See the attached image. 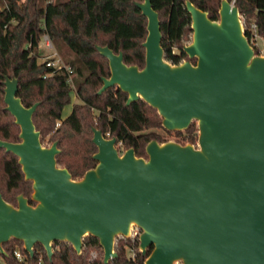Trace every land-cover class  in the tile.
Returning a JSON list of instances; mask_svg holds the SVG:
<instances>
[{
  "label": "water",
  "instance_id": "obj_1",
  "mask_svg": "<svg viewBox=\"0 0 264 264\" xmlns=\"http://www.w3.org/2000/svg\"><path fill=\"white\" fill-rule=\"evenodd\" d=\"M134 4L147 19L144 66L96 45L110 71L97 93L116 86L127 94L126 105L142 99L167 131L196 121L197 147L151 140L146 158L133 149L120 155L117 139L93 127L96 165L73 180L57 165V142L42 145L32 120L39 102L24 106L18 79L6 77L5 109L19 126V141L0 139V149L18 159L34 206L23 195L16 205L6 203L0 193V255L10 240L30 257L41 245L51 260L55 242L80 254L91 236L108 264L117 256L115 238H128L135 225L144 264H264V55L254 53L233 3L221 0L212 20L186 0L188 59L170 64L157 11L150 0Z\"/></svg>",
  "mask_w": 264,
  "mask_h": 264
},
{
  "label": "trees",
  "instance_id": "obj_2",
  "mask_svg": "<svg viewBox=\"0 0 264 264\" xmlns=\"http://www.w3.org/2000/svg\"><path fill=\"white\" fill-rule=\"evenodd\" d=\"M141 1L0 0V139L19 141V126L4 103V80L16 77L22 104L29 107L39 102L32 120L42 144L46 137L57 142V165L67 169L73 180L82 178L96 165L92 159L97 150L92 142L93 127L105 136H114L120 148L133 149L138 158H146L149 141L165 142L157 130L169 131L163 128L155 108L142 99L126 105L127 94L116 86L97 93L102 77H108L110 71L96 45H107L114 53L121 51L127 65L144 66L142 42L147 35V19L134 4ZM150 1L159 16L163 58L170 64H179L188 59L183 46L192 31L186 0ZM190 1L206 11L210 19H218L221 0ZM228 1L239 10L247 40L250 41L252 24L259 38L264 39V0ZM44 34L71 72L39 61L38 45ZM253 50L260 55V46L253 45ZM191 62L195 63V59ZM73 88L80 102L73 103L63 116V109L72 101ZM184 131L186 142L197 139L198 127L193 122ZM175 133L180 136L179 130ZM0 193L6 203L16 205V197L23 195L34 206L30 200L31 182L24 179L18 159L4 149H0ZM130 248L135 250L133 259ZM137 248V241L116 237L117 256L108 264H144L146 256ZM52 249L51 260L41 245L34 247L30 257L21 242L10 240L3 245L5 255H0V264H104L102 248L91 236L83 239L80 254L66 242H55ZM16 252L22 261L16 258Z\"/></svg>",
  "mask_w": 264,
  "mask_h": 264
},
{
  "label": "rangeland",
  "instance_id": "obj_3",
  "mask_svg": "<svg viewBox=\"0 0 264 264\" xmlns=\"http://www.w3.org/2000/svg\"><path fill=\"white\" fill-rule=\"evenodd\" d=\"M57 1H62V0H57ZM219 5H220V4H219ZM218 7H219V6H218ZM241 20H242V18H241ZM242 24H243V22H242ZM243 28H244V25H243ZM191 41H192V31H191V33H189L188 38L184 40V44L187 45V44H189ZM258 45L260 46V49H261L260 55H264V39H258ZM38 50H39V48H38ZM41 50H42V51L40 52L41 57L39 58V61L44 60V59L46 58V55L50 54V51L47 50V49L45 48L44 43H43V40H42V47H41ZM74 91H75V90H74V88H73V92H72V101H71L70 104L66 105L65 108L63 109V116H66V115L70 112L73 103H78V102H80V101L78 100V98L76 97V94H75ZM193 123L197 125V122H196V121H193ZM179 131H180V136L176 135L175 131L164 132V131L161 130V129H158V130H157V132H159V134L162 136V138H165L166 141H174V142H178V144H180V145L190 144V145H193L195 148L197 147V139H196L195 141H193V142H186L183 138H184V136H185L187 133H186L184 130H179ZM106 137L111 138L112 136H106ZM166 141H165V142H166ZM52 142H54V141H50V140L48 139V137H46V139H45V141L43 142L42 145H43L44 147L48 148V147H50V146L52 145ZM161 144H162V142H161ZM120 147H121V146H120L119 142H117L116 148H117V150L120 152V155H121V154H123L124 151H126V150H124V149H122V148H120ZM96 152H97V150H96ZM96 152H95V153H96ZM95 153H94V154H95ZM80 179H81V178H80ZM80 179H77V180H80Z\"/></svg>",
  "mask_w": 264,
  "mask_h": 264
},
{
  "label": "built area",
  "instance_id": "obj_4",
  "mask_svg": "<svg viewBox=\"0 0 264 264\" xmlns=\"http://www.w3.org/2000/svg\"><path fill=\"white\" fill-rule=\"evenodd\" d=\"M233 3V2H231ZM251 29H252V32H251V36H250V45L253 47L254 46H259L258 45V39H261L259 38V36L257 35L256 33V26L255 24H252L251 26ZM42 40H43V43H44V46L47 50H52L53 49V45H52V42L51 40L49 39L48 35L44 34L42 36ZM44 61L46 62V65L49 66V67H53V68H56V69H60L62 67H66V69L71 72V69L66 66L64 64V62L62 61V59L58 56H56V54H48L46 55V58L44 59ZM141 234V230L135 226V225H131L130 226V229H129V236L128 238H125V237H122V236H118V238H125V239H130L133 243L134 242H138V251H139V236ZM129 254H130V257L133 259L134 256H135V250L134 248H130L129 249ZM16 255V258L19 260V261H22L23 257L21 256V254L19 252H16L15 253Z\"/></svg>",
  "mask_w": 264,
  "mask_h": 264
},
{
  "label": "crops",
  "instance_id": "obj_5",
  "mask_svg": "<svg viewBox=\"0 0 264 264\" xmlns=\"http://www.w3.org/2000/svg\"><path fill=\"white\" fill-rule=\"evenodd\" d=\"M41 47H42V40L39 42V45H38V48H39V52H41L42 50H41ZM50 51V50H49ZM51 54H56V56H58V57H60L58 54H57V52L55 51V49H54V47H53V49L50 51V55ZM61 58V57H60ZM62 59V58H61ZM62 61H63V59H62ZM64 62V61H63Z\"/></svg>",
  "mask_w": 264,
  "mask_h": 264
}]
</instances>
